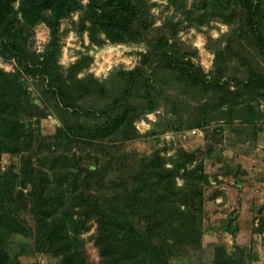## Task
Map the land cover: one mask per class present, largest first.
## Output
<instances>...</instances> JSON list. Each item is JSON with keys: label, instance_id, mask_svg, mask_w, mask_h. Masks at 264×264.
<instances>
[{"label": "trees", "instance_id": "obj_1", "mask_svg": "<svg viewBox=\"0 0 264 264\" xmlns=\"http://www.w3.org/2000/svg\"><path fill=\"white\" fill-rule=\"evenodd\" d=\"M168 2L189 25L216 19L228 25V32L214 41L212 69L205 73L194 63L196 49L174 33L162 35L148 43L142 66L123 73L122 93L92 109L81 100L96 92L95 83L75 78L73 67L77 71L79 65L64 75L57 64L60 21L81 11V25L92 43L101 44L100 35L111 43H137L154 29L152 3L89 0L83 6L80 0H0V58L17 64L14 73L0 70V155L29 149L32 125L22 121L24 115L54 111L62 122L51 145L54 156L40 159L41 166L28 156L21 176L12 170L0 175V264L11 263L9 236L30 232L21 218L27 210L36 222V248L68 262L75 255L83 258L79 235L91 219L97 221L95 243L106 264H180L176 255L201 245L208 184L201 173L203 158L182 147L175 157L162 155L167 148L159 145L160 133L141 134L134 122L165 106L164 114L171 116L167 129L196 133L217 123L216 132L234 129L244 136L242 141L255 142L264 121V0ZM39 22L49 28L50 40L35 54L28 48V33ZM23 70L41 81L37 101L19 74ZM99 93L107 94L104 86ZM147 137L156 144L153 150L133 151L132 145ZM78 143L86 146L87 155L96 153L93 161L72 151ZM259 224L261 229L263 222ZM251 261L244 245L231 251L218 245L207 264Z\"/></svg>", "mask_w": 264, "mask_h": 264}, {"label": "rangeland", "instance_id": "obj_2", "mask_svg": "<svg viewBox=\"0 0 264 264\" xmlns=\"http://www.w3.org/2000/svg\"><path fill=\"white\" fill-rule=\"evenodd\" d=\"M80 1L85 6L89 0ZM148 2L152 3L150 13L154 29L137 43H111L104 40L103 35H100L104 40L101 44L92 43L80 21L81 11L70 13L60 21L57 64L64 75H68L73 65H79L77 71L73 67L75 78L95 83L97 93L90 92L81 100L84 104H91L92 109L106 105L122 93L125 84L123 73L142 66L144 55L148 52V43L162 35L170 36L174 33L179 41L196 49V53L191 56L194 63L201 65L205 73L212 69L215 62L214 45H218L214 41L228 32V25L217 19L200 26L189 25L168 0ZM187 3L190 4L191 0ZM49 40L50 30L44 22L30 27L27 45L32 53H42ZM16 69L14 60L0 58V70L14 73ZM19 74L35 100L40 92L41 81H37L25 70ZM100 86L105 87L106 95L99 93ZM165 108L159 107L135 120V127L141 134L148 135L152 131L160 133L159 145L167 148L162 151V155L175 157L179 147L196 151L203 158L201 173L208 180L203 190L201 245L188 248L183 254L176 255L174 260L180 264H207L214 259L218 245H224L228 251L235 245H244L251 251V264H264V121L256 141L244 142L241 139L244 136L234 129L226 128L223 133L216 132L217 123H213L206 131L196 133L167 129L166 122L171 116L164 114ZM26 110H23L24 113L29 112ZM22 121L31 123L34 140L30 141L29 149L20 154L1 153L0 175L12 170L21 176L22 164L28 156L35 165L41 166L40 159L49 153L56 154L51 150V145L56 143L57 128L62 122L54 111L45 116L24 115ZM155 145L153 138L147 137L139 139L132 148L138 154H146ZM72 146V151L85 157L86 146L81 143ZM94 154L90 150L84 160L93 161ZM108 158L106 156L104 160L106 164ZM193 163L188 167H192ZM182 183V178L177 177V186ZM29 189L28 184L23 191L27 193ZM21 218L25 219L30 232H16L9 236L6 244L11 259L9 264H106L95 243V219L89 220L79 235L83 258L75 255L68 262L60 255L42 253L36 248V222L32 212L27 210L21 213ZM260 222H263L261 229L258 227Z\"/></svg>", "mask_w": 264, "mask_h": 264}]
</instances>
